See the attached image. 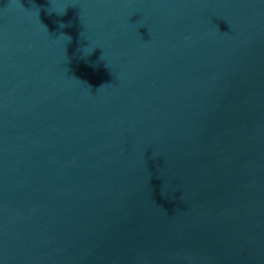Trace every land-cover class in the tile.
<instances>
[{
    "label": "water",
    "instance_id": "obj_1",
    "mask_svg": "<svg viewBox=\"0 0 264 264\" xmlns=\"http://www.w3.org/2000/svg\"><path fill=\"white\" fill-rule=\"evenodd\" d=\"M0 264H264V0H0Z\"/></svg>",
    "mask_w": 264,
    "mask_h": 264
}]
</instances>
